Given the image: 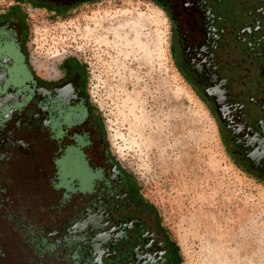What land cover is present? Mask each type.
Instances as JSON below:
<instances>
[{
	"label": "flooded vegetation",
	"instance_id": "af4514ba",
	"mask_svg": "<svg viewBox=\"0 0 264 264\" xmlns=\"http://www.w3.org/2000/svg\"><path fill=\"white\" fill-rule=\"evenodd\" d=\"M8 1L0 5V200L30 189L23 217L43 212L44 191L64 200L53 213L61 226L44 237L19 225L28 246L37 250L39 238L87 264H172L170 238L108 146L83 64L34 61L28 46L29 9L58 18L100 0ZM147 1L167 14L179 70L213 113L228 156L264 184V0Z\"/></svg>",
	"mask_w": 264,
	"mask_h": 264
},
{
	"label": "rangeland",
	"instance_id": "374dc122",
	"mask_svg": "<svg viewBox=\"0 0 264 264\" xmlns=\"http://www.w3.org/2000/svg\"><path fill=\"white\" fill-rule=\"evenodd\" d=\"M28 13L34 61L83 64L108 146L178 245L180 264H264V184L232 162L213 113L181 74L165 11L147 0H100L58 18ZM25 189L0 200V264H87L39 238L37 250L28 246L19 225L44 237L61 226L53 213L64 200L44 191L43 212L23 217Z\"/></svg>",
	"mask_w": 264,
	"mask_h": 264
},
{
	"label": "trees",
	"instance_id": "16d2710c",
	"mask_svg": "<svg viewBox=\"0 0 264 264\" xmlns=\"http://www.w3.org/2000/svg\"><path fill=\"white\" fill-rule=\"evenodd\" d=\"M141 201H142V198H141L140 202ZM152 211H154V210H152ZM154 215H155V219H156L155 220V222H156L155 226L157 227V230L160 231L163 235L166 234V236L169 237L167 232L165 231V229L160 225L157 215L156 214H154ZM168 244L170 246L169 248H170L171 260H172L171 263L172 264H180L181 263V258L179 256V247H178V245L176 244V242H174L171 239L169 240Z\"/></svg>",
	"mask_w": 264,
	"mask_h": 264
}]
</instances>
